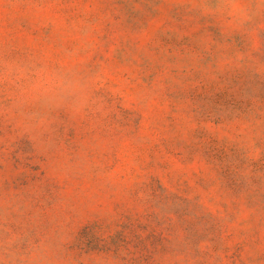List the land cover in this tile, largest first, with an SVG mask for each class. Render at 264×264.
<instances>
[{
    "label": "rangeland",
    "instance_id": "374dc122",
    "mask_svg": "<svg viewBox=\"0 0 264 264\" xmlns=\"http://www.w3.org/2000/svg\"><path fill=\"white\" fill-rule=\"evenodd\" d=\"M0 74V264H264V0H0Z\"/></svg>",
    "mask_w": 264,
    "mask_h": 264
},
{
    "label": "clouds",
    "instance_id": "9594fccd",
    "mask_svg": "<svg viewBox=\"0 0 264 264\" xmlns=\"http://www.w3.org/2000/svg\"><path fill=\"white\" fill-rule=\"evenodd\" d=\"M3 78V75L0 74V79ZM73 81L67 78H62V83H61V94L59 97H48L44 96L42 98L43 103L45 105L49 104L53 99H65L71 95V89L73 88Z\"/></svg>",
    "mask_w": 264,
    "mask_h": 264
}]
</instances>
